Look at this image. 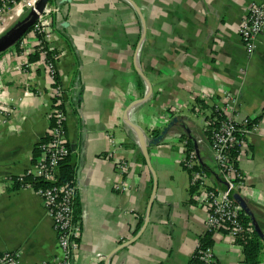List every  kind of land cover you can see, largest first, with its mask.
Here are the masks:
<instances>
[{"label": "crops", "instance_id": "1", "mask_svg": "<svg viewBox=\"0 0 264 264\" xmlns=\"http://www.w3.org/2000/svg\"><path fill=\"white\" fill-rule=\"evenodd\" d=\"M252 2L264 4L51 1L81 209L74 264H189L208 212L190 186L185 137L196 141L207 184L223 188L207 120L224 92L239 99L237 120H257L237 156L244 187L234 196L264 233V33L252 54L240 36ZM18 49L0 55V253L41 264L61 254L52 218L34 187L12 190L8 180L34 170L53 88L42 64L22 68ZM214 239L217 264H245L236 241Z\"/></svg>", "mask_w": 264, "mask_h": 264}, {"label": "built area", "instance_id": "2", "mask_svg": "<svg viewBox=\"0 0 264 264\" xmlns=\"http://www.w3.org/2000/svg\"><path fill=\"white\" fill-rule=\"evenodd\" d=\"M25 2L32 8L37 0H0V33L4 31L7 23L22 13ZM19 7L21 10L17 13ZM57 11L58 7L52 6L50 1L39 20L18 43V52L23 56V69L39 64L44 66L53 88V106L49 113L50 127L47 134L50 135V140L40 141L41 155L34 164L31 174L35 179L53 183L51 187L35 190L42 197L52 218L61 254L60 257L41 264H74V256L81 237L80 223L76 221L74 212L77 187L75 183L57 184V171L61 159L73 153L67 137L65 89L62 84H57L58 53L52 44L55 38L52 16ZM262 33H264V4L252 2L240 27V36L248 54L254 53L257 38ZM37 50L40 58L32 62L30 56ZM204 96L205 99L210 98L208 94ZM238 102L237 97L224 92L221 101L214 107L207 120L213 159L224 181V187L218 188L207 184L205 171L199 161L198 148L186 151L184 158V166L190 175V186L194 189L200 205L208 212L206 220L208 232L213 233L214 237L224 233L236 242L237 236L246 229L242 219V207L234 196L244 187V180L237 158L232 156V149L237 148L240 152L244 147L245 138L256 127V123H252L250 119L237 120ZM128 168L126 163L117 164L120 174L125 173ZM27 186L33 187L32 184ZM199 248L198 243L193 256L200 254L203 264H217L213 246L205 250ZM0 263L23 264L19 253L9 251L0 253Z\"/></svg>", "mask_w": 264, "mask_h": 264}, {"label": "trees", "instance_id": "3", "mask_svg": "<svg viewBox=\"0 0 264 264\" xmlns=\"http://www.w3.org/2000/svg\"><path fill=\"white\" fill-rule=\"evenodd\" d=\"M52 1V0H50ZM31 30V29H30ZM16 49H18L19 45L17 44ZM1 55V54H0ZM40 58L39 50L32 54L30 56V60L32 62L37 61ZM57 84L60 83V77L59 74H57ZM62 107V106H59ZM254 123H257V120L254 121ZM52 124V122H51ZM50 140V135H47L44 137L41 141L46 142ZM185 140L187 142V151H191L193 149L197 148L196 141L191 135H187L185 137ZM239 154V151L237 148L232 149V156L234 158H237ZM41 155V149L39 148V143L35 148L34 151V162H38ZM201 166L203 169V164L201 163ZM57 184H68V183H75L76 179V158L74 154H70L63 159H61L58 171H57ZM11 183L10 188L12 190L19 189L23 186H26L27 184H32L35 189L38 188H46L51 187L53 183L44 181L42 179H35L31 173L26 174L23 178L18 177H11L8 180ZM80 202L78 197H76L75 200V219L76 221H79L80 219ZM242 219L245 224V231L237 236V243L242 247L243 249V255H244V263L245 264H261L262 262V255L264 252V233L256 223L255 219L253 218L250 211L247 209V207L243 206L242 209ZM215 242L213 233L207 232L204 236L200 238L199 241V249L205 250L209 246H213ZM189 264H203V260L201 259V255L197 254L193 256Z\"/></svg>", "mask_w": 264, "mask_h": 264}, {"label": "water", "instance_id": "4", "mask_svg": "<svg viewBox=\"0 0 264 264\" xmlns=\"http://www.w3.org/2000/svg\"><path fill=\"white\" fill-rule=\"evenodd\" d=\"M70 1V0H68ZM50 0H37L31 8L28 15L18 23H16L9 31L0 37V54L15 47L22 37L33 27L44 12V9L49 4ZM158 138L150 143L157 142Z\"/></svg>", "mask_w": 264, "mask_h": 264}, {"label": "rangeland", "instance_id": "5", "mask_svg": "<svg viewBox=\"0 0 264 264\" xmlns=\"http://www.w3.org/2000/svg\"><path fill=\"white\" fill-rule=\"evenodd\" d=\"M30 10H31V6H28V8H25L19 16H17L13 20H11L9 23H7L4 31L0 33V37H2L7 31H9L16 23L23 20L28 15ZM9 51H10V49L6 52H9Z\"/></svg>", "mask_w": 264, "mask_h": 264}, {"label": "bare ground", "instance_id": "6", "mask_svg": "<svg viewBox=\"0 0 264 264\" xmlns=\"http://www.w3.org/2000/svg\"><path fill=\"white\" fill-rule=\"evenodd\" d=\"M20 10H21V8L19 7V8L17 9V13H18Z\"/></svg>", "mask_w": 264, "mask_h": 264}]
</instances>
